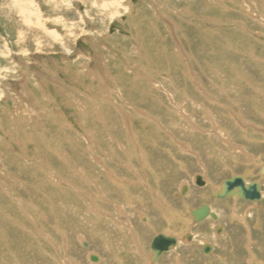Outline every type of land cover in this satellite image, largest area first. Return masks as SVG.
<instances>
[{
  "label": "rangeland",
  "instance_id": "rangeland-1",
  "mask_svg": "<svg viewBox=\"0 0 264 264\" xmlns=\"http://www.w3.org/2000/svg\"><path fill=\"white\" fill-rule=\"evenodd\" d=\"M263 167L264 0H0V264H264Z\"/></svg>",
  "mask_w": 264,
  "mask_h": 264
},
{
  "label": "water",
  "instance_id": "water-1",
  "mask_svg": "<svg viewBox=\"0 0 264 264\" xmlns=\"http://www.w3.org/2000/svg\"><path fill=\"white\" fill-rule=\"evenodd\" d=\"M261 174H264V167L262 168ZM245 175H235L232 178L223 181L221 183L223 187L222 193L221 191H217L215 193V198L222 200L227 197H231L241 198L250 202L259 201L261 199L259 183L253 182L247 185L244 180ZM187 189V187L184 188L185 191H187ZM191 216L193 217L195 223L201 222L209 216H211V218H213L214 220L217 219L216 215L211 213V210L207 205H201L198 209L191 211ZM186 237L189 240L192 238L190 234H187ZM176 244L177 240L175 237L167 236L164 234L157 235L151 244V248L153 251V261H157L163 253L172 250L176 246ZM84 245L86 246L85 243ZM211 249V246L206 245L204 253L209 254V250ZM90 259L92 262L98 261V258L95 256H91Z\"/></svg>",
  "mask_w": 264,
  "mask_h": 264
},
{
  "label": "bare ground",
  "instance_id": "bare-ground-1",
  "mask_svg": "<svg viewBox=\"0 0 264 264\" xmlns=\"http://www.w3.org/2000/svg\"><path fill=\"white\" fill-rule=\"evenodd\" d=\"M79 1H81V0H79ZM119 3V2H118ZM129 7V6H128ZM129 10H127V13H130V9L131 8H128ZM28 14V13H27ZM114 14H115V12H114ZM32 15V14H31ZM115 15H117V13L115 14ZM44 24V21L43 20H39V25L40 26H42ZM211 98V97H210ZM213 100V99H212ZM212 102H214V101H212ZM204 107V106H203ZM209 117V116H208ZM232 117V116H231ZM191 122V121H190ZM216 126V125H215ZM198 129V128H197ZM222 130V129H221ZM220 131V130H219ZM220 136V135H219ZM221 137V136H220ZM223 139V138H222ZM229 140H227V142H228ZM233 148V147H232ZM233 150V149H232ZM200 177L199 178H195V184H196V179H197V182H198V186L202 189V188H204V187H206L207 186V183L208 182H206L207 180H206V178L204 177V176H201V175H199ZM199 179H200V181H199ZM202 179V180H201ZM117 184V183H116ZM197 185V184H196ZM195 185V186H196ZM217 188V187H216ZM213 189H214V187H213ZM222 190H223V187L220 189H218V191H221V193H222ZM130 196V195H129ZM90 198V197H89ZM216 202V201H215ZM119 205V204H118ZM119 207V206H118ZM92 209V208H91ZM91 211V210H90ZM124 211V210H123ZM125 212V211H124ZM101 215V214H100ZM104 215V214H103ZM191 219L192 220H194L193 219V217L191 216ZM57 222V221H56ZM37 225V224H36ZM58 228V227H57ZM168 233V232H167ZM211 234V233H210ZM167 236H172V237H176V236H174V235H171V234H166ZM177 239V238H176ZM192 242V241H191ZM86 246H87V244H86ZM211 252V251H210ZM96 257V256H95ZM153 257V256H152ZM117 259V258H116ZM99 261V260H98Z\"/></svg>",
  "mask_w": 264,
  "mask_h": 264
},
{
  "label": "flooded vegetation",
  "instance_id": "flooded-vegetation-1",
  "mask_svg": "<svg viewBox=\"0 0 264 264\" xmlns=\"http://www.w3.org/2000/svg\"><path fill=\"white\" fill-rule=\"evenodd\" d=\"M245 181H246V183H251V181L248 182L247 179H245ZM252 182H253V181H252ZM214 194H215V193H214ZM213 197H214V195H213ZM214 198H215V197H214ZM226 200H227V199H226ZM218 201H225V200H218ZM210 207H211V206H210ZM211 208H212V207H211ZM212 210H213V209H212ZM209 219H210L211 221L215 222V221L212 220L211 218H209ZM207 220H208V219H207ZM218 229H219V228L216 229V232L218 231ZM202 250H203V249H202Z\"/></svg>",
  "mask_w": 264,
  "mask_h": 264
}]
</instances>
